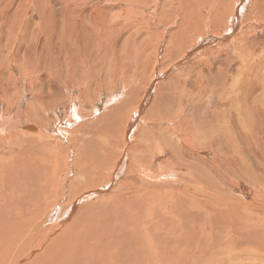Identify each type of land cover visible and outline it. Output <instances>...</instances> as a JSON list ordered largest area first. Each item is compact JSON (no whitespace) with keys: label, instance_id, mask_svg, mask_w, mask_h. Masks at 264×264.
Masks as SVG:
<instances>
[{"label":"bare ground","instance_id":"1","mask_svg":"<svg viewBox=\"0 0 264 264\" xmlns=\"http://www.w3.org/2000/svg\"><path fill=\"white\" fill-rule=\"evenodd\" d=\"M5 1L10 6L0 16V79L14 73L20 86H0V170L7 166L0 171L5 192L0 189V250L8 241L18 243L11 250L14 256L7 261L0 257V264H50L46 262L48 247L63 250L60 240L69 235L72 224L65 223L71 220L75 205L83 203L75 220L92 222L100 212L97 198H106L107 191L137 194L141 199H137V213L160 224L158 230H150L153 242L139 240L142 255L155 264L163 260V264H192L188 258L192 251L169 248L172 243L168 242L181 243L182 231L178 235L167 229L186 222L183 212L188 203L203 204L199 214L212 218L222 212L218 222L249 208L256 213L264 209V0H166L194 5L190 20L199 25L193 34L180 27L179 13L172 23L161 17L155 24L156 33L162 35L157 53L163 52L168 27L178 28L174 42L184 48L155 60L146 73L143 62L151 46L145 43L147 33L135 31L134 20L151 8L146 2L143 6L145 0ZM228 6V14L221 16ZM48 8L52 15H45ZM119 32L121 40L136 37L139 53L122 47L121 42L109 45ZM60 56L70 61L64 65ZM233 59L234 67L229 63ZM59 67H65L64 76L56 74ZM46 76L52 79L50 85L44 81ZM243 76L252 79L247 77V84ZM38 80L41 86L32 91ZM110 89L113 94L105 92ZM9 95L18 98L19 105L14 107L18 114L10 111ZM113 95L119 99L118 106H111ZM74 97L81 107L67 103ZM90 102H94L91 107L83 106ZM36 111L43 113L42 121L32 116ZM227 115H234V123ZM79 122L86 123L77 127ZM29 124L37 127H29L30 131H37L28 132ZM92 144L99 148H90L83 157L81 150ZM26 150L34 153L44 170L33 160L21 167L20 156L25 157ZM90 156L114 165L99 168L92 162L81 172ZM17 169L23 173L20 178ZM214 180L234 190L235 196H227V190L232 193L229 188L220 194ZM58 181L60 194L49 188ZM43 183L45 189L36 193ZM17 194L22 202L16 201ZM68 199L72 201L68 212H60L59 205ZM148 202L151 205L145 209ZM31 212L46 216L35 219ZM121 213L124 225L139 224L124 205L116 209V214ZM54 216V224L46 225ZM263 221L250 226L258 229L252 236L235 232L231 241L240 237L237 243L244 246L237 251L236 246L230 251L226 234L218 231L214 247L216 253H228L224 264L264 262ZM90 244L100 252L102 264H122L129 253L115 239L102 244L93 236ZM211 251L196 255L209 256Z\"/></svg>","mask_w":264,"mask_h":264},{"label":"rangeland","instance_id":"2","mask_svg":"<svg viewBox=\"0 0 264 264\" xmlns=\"http://www.w3.org/2000/svg\"><path fill=\"white\" fill-rule=\"evenodd\" d=\"M23 1H27V0H23ZM114 1V0H113ZM155 1L156 0H145L143 1L144 5L149 4L151 6V8L148 11H141L140 13H138L136 15V17L134 18L135 21H137L138 26H136L135 31H140L141 33H147V39L145 41V43L149 46H151V51L149 53H147L148 55H146L144 62H143V73L147 72V69L150 68V66L152 65V63L155 62V60L158 59H162L166 57L167 53H178L181 52L182 49L184 47L177 45L174 41L176 40V30L178 28L176 27H168L166 34H165V44H163L162 46V50L163 52L161 53H157V43H160V40L162 39V35L160 33H156V22L162 18L167 17V22H171L175 20V18H173L174 16L177 17L178 13L180 14L183 24L180 25V27L183 28H188L192 31L193 34H196L195 30H197V27L199 24L198 23H192L190 20V17L192 16L191 10L194 9V5L193 7H191L189 4L188 5H183L185 2L187 1H183L181 3H177V2H170V1H166V0H160L157 5H155ZM217 0H212V2H216ZM8 1L5 0H0V16L4 15V9H7L10 6V3ZM146 2V3H145ZM104 3L106 4H111L114 2H106L104 1ZM16 4H19V2L16 1ZM120 3H114V6H118L119 7ZM204 8L207 7V5L203 6ZM116 9V8H114ZM231 7H226L224 8L221 12L220 15L221 16H225L226 14H228V12L230 11ZM57 10V9H56ZM196 10H201V7H197L196 6ZM12 11V10H11ZM10 11V12H11ZM16 12V11H15ZM24 12V10H23ZM45 15H52L51 13V9H46L44 11ZM55 13L57 14V12L55 11ZM201 18H200V22H201ZM57 25V21H54L52 23V26H56ZM179 27V28H180ZM195 27V28H194ZM60 33H62V30L60 31ZM79 36H81V33L78 34ZM82 38V37H81ZM34 39V38H33ZM39 39V38H36ZM40 40V39H39ZM135 39H128L127 41L125 40H121V32L113 35L110 39H109V45L111 47H115L118 43L121 42V46L125 47L123 45L127 46V49H131V52L134 51L136 53H139L140 51V47L138 45V42H135ZM48 42H50V44H53V42L51 41V39L49 38L47 40ZM60 63H63L65 65V63H67L68 61H70V59L66 58L64 61H62L61 59H63V56H60ZM229 63L233 65V67L236 65V62L233 60H229ZM50 70V67L48 66V70ZM231 70V69H230ZM22 71L25 72V70L22 68ZM65 72V67H59V70L56 69V74L58 76H60V74L62 76L63 73ZM249 77V76H247ZM247 77L244 78V76L242 77L244 80L248 79ZM75 78H73V81H75ZM250 79H252L251 77H249ZM41 80H38V83L35 84L33 87H31L30 89L32 91H35V89H37L38 87L41 86L40 83ZM44 81L46 84L50 85L52 83V79L49 78L48 76L44 77ZM245 82L248 84L249 80ZM5 84H9L10 88L13 89L16 86H20V84H17V78L14 76V73L12 74H8L3 76L0 79V86L5 85ZM101 84V83H100ZM67 89V88H66ZM182 89H180V92ZM254 88H251V91H254ZM113 89H110L108 91H105L106 93H110L113 94ZM145 89L140 90L139 94L142 95L144 93ZM91 94H93V90L89 91ZM236 92V91H235ZM188 93V92H187ZM186 93V94H187ZM185 94V93H184ZM258 95V94H257ZM77 99H79L78 97H74L72 99H70L69 101H67V103H71L72 105L76 106V107H81V104L79 105V101H77ZM18 98H12V95H9V104H11V110L13 113H19L20 110L15 109L14 107L17 104ZM72 101V102H70ZM118 102L119 99L118 97H116L115 95H113L110 103L111 106H118ZM94 102H90L88 104H85L83 106H87V107H91L93 105ZM79 105V106H78ZM92 111H89L90 114ZM21 115V114H20ZM32 116H37L38 119L40 121H42V116L43 113H40L39 111H36L35 113H32ZM234 115H227V118L230 119V124L234 123V118L236 117L237 120V114H235V117H232ZM129 117L126 119L128 120ZM233 119V120H232ZM86 123V122H85ZM85 123H77V127L82 126ZM222 123L224 125H226V119H224L222 121ZM29 127H35L37 128L35 125L33 124H29L26 127V130L28 132H36L37 129L35 131H30L28 128ZM226 127V126H225ZM122 132V131H121ZM123 139L120 140V145L123 144ZM94 148H99L98 145L92 144L89 148H87L86 150H81V152H84V154L82 155L84 157L86 152H89L91 149ZM25 152V157H23L22 155L20 156V159L22 158V162H21V167H23L24 165H28L31 163V161L33 160L36 164V167L39 170H44V166L43 164L36 159V157L34 156V153H32L31 151H24ZM16 152H14L15 154ZM257 158L259 159V156H257ZM10 160V159H9ZM8 160V161H9ZM7 161V162H8ZM67 159H64V162H66ZM96 163L98 165V167H106V166H112L114 165L113 161H110V163L107 165L104 163V161L102 159L99 160H92L91 156L88 157V160H86L84 167H82L81 172H84L85 169L87 170L89 165H93V163ZM262 164V162H261ZM251 165V163H250ZM7 166H1V170L2 171L4 168H6ZM252 167L254 168V170L256 171L255 167L252 165ZM16 177L20 178L21 177V172H26V168L21 169L20 170H16ZM107 169H106V173H107ZM257 172V171H256ZM203 177V175H202ZM59 178V176H58ZM72 181V180H71ZM59 182V183H58ZM56 183V185H52L49 184V188L50 189H56L57 193L60 194V188H61V184L60 181H58ZM215 185H217L218 187H221L219 190H217L220 194L222 192H224V190L228 189L230 190V192H235L234 190H232L230 187H228L226 184H224L223 182L219 183L217 180H214ZM260 184L258 183L257 186H259ZM116 186H118L116 184ZM256 186V187H257ZM0 189L4 192L3 188L0 187ZM42 189H45V183H43L42 185H39V187L36 190V193H40V191ZM232 192V193H233ZM5 193V192H4ZM70 194V191L68 192ZM72 193V194H76ZM229 193L227 190V196H235L234 193ZM232 194V195H231ZM105 196H107L106 198H102L98 197V203H99V208H100V212H97L96 214V219L92 222H88L85 224H82L83 222V218L80 219L79 221H76V216L79 214V210L80 207L83 203H77L75 205V210L71 213L72 217L71 220L65 224H72V228L69 231V235L65 236L64 240H60V236H58L57 238L60 240V243L62 244V249L63 250H58L56 251V247L55 245H53L54 247H51L50 249L52 251L47 250V253L49 252V258L50 260H46V262L50 263V264H102V256L100 254L99 251L95 250L93 248V246L90 244L92 237L94 236L95 238V242H100V243H106L111 239H115L118 243V245L121 246H125L127 247L129 253L122 259V264H155L154 261L146 256L142 255V249L140 247V243L139 240L144 238L150 242H153L154 239L151 237L150 234V230L152 231H156L160 228V224L154 221V217L149 218L148 220H146L143 216L139 215L136 211L137 207H138V200H141L140 197L137 194H122L120 191L115 192V194L110 193V191H107V193H105ZM154 197V195L152 197H149V200H152V198ZM69 198V197H68ZM22 197L19 196V194L16 195V201L17 202H22ZM138 199V200H137ZM169 199H172V197L170 196ZM61 201V200H60ZM212 202V201H211ZM72 201L70 199L62 201L60 206V212H68V209L71 205ZM69 204V205H68ZM68 205V206H67ZM124 205L125 206V210H127L128 212H132L136 215L137 217V221L139 222L138 225L136 226H126L124 225V214H116V209L119 208L120 206ZM151 203L148 202L144 205V208L146 209L148 206H150ZM199 205H203V204H199ZM199 205L195 204V203H188L187 205V210L184 211L183 213L188 217V219L186 220V222H177L175 224L176 227L178 228H167L168 230H172V234H180V232L182 231V236L179 235L180 241L178 244H176L175 246V242H168V243H172L170 244L169 248H174L175 251L178 252H185L183 250L186 249V251H192V253H188V258L191 261L192 264H218L217 262L219 261V264H224V256L225 257H229L228 253H223L222 251L217 252L216 250L217 247L215 248V243H218V238L220 235H217L218 231L222 232L225 235V241L227 243V247H229L232 252V248L233 247H237L236 251L244 246H240L237 243V240L240 239V237L238 238H234L231 241V237L235 234V232H239L240 235L244 233H246V235L252 236L254 234H256V232L258 231L257 228L253 229L250 226H253L256 222H261V220L264 219V209L260 212H257L254 210V208H249L248 210H243V212H240V214H234V215H227L225 218V222L224 221H219L221 224H219L218 220H217V216H221L222 212L216 213V215L212 218L206 214H199L198 212V208ZM66 207H68L66 209ZM214 207V205H213ZM163 212H166V209L161 207ZM168 209H171L170 206L167 207ZM201 209V208H200ZM253 209V210H252ZM19 212L24 215V211L21 209H18ZM180 210V209H179ZM213 210V208H212ZM210 213H213L212 211ZM251 213H254L251 215ZM261 213V214H260ZM209 214V212L207 213ZM31 216L36 218H39L40 220L43 219L44 213H41L40 216H38L39 214H37V212H31L30 214ZM59 215V214H56ZM55 215V216H56ZM258 215V216H257ZM38 216V217H37ZM55 216L52 218V220L50 219L48 221V223L46 225H52L54 224ZM219 218V217H218ZM264 223V221H263ZM63 224V225H65ZM261 224V223H260ZM62 224L59 225L63 226ZM143 225H146L143 227ZM189 225H191L194 230L190 231L188 230L190 227ZM249 226V227H248ZM264 228L263 226H261L260 229ZM122 229V232H120V230ZM245 230L247 232H245ZM264 230V229H262ZM204 234H209L207 237ZM58 241V240H57ZM18 242L10 244L9 241L6 243L5 247L2 248L0 250V257L3 258L4 261H7L9 259L10 256H14L12 251H15V246L17 245ZM167 243V244H168ZM166 244V245H167ZM58 246H60L59 244H57ZM172 245V246H171ZM207 248V249H206ZM213 250L210 252V255L207 256L205 253L202 254H198L196 255V253L198 251H209L208 250ZM212 248V249H211ZM237 253V252H236ZM244 253V252H242ZM19 254L21 255L22 253L19 252ZM195 256V257H194ZM255 256V255H254ZM199 260H196V259ZM206 258V259H205ZM159 261V260H158ZM200 261V262H199ZM217 261V262H216ZM160 262V261H159ZM161 264L165 263L164 260L163 262H160ZM248 260L244 262V264H248ZM260 264V262H258ZM5 264V262H4ZM111 264H113V262H111ZM187 264H190L189 262H187ZM264 264V262L262 263Z\"/></svg>","mask_w":264,"mask_h":264}]
</instances>
